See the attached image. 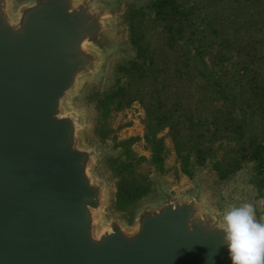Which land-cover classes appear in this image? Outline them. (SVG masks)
<instances>
[{
  "label": "water",
  "instance_id": "water-1",
  "mask_svg": "<svg viewBox=\"0 0 264 264\" xmlns=\"http://www.w3.org/2000/svg\"><path fill=\"white\" fill-rule=\"evenodd\" d=\"M0 0V264H230L222 231L190 204L145 214L127 237L90 235L98 190L59 98L86 64L80 45L97 24L68 0H38L17 25Z\"/></svg>",
  "mask_w": 264,
  "mask_h": 264
},
{
  "label": "trees",
  "instance_id": "trees-1",
  "mask_svg": "<svg viewBox=\"0 0 264 264\" xmlns=\"http://www.w3.org/2000/svg\"><path fill=\"white\" fill-rule=\"evenodd\" d=\"M134 56L97 103L98 133L111 114L139 104L142 136H111L120 156L114 206L125 210L149 190L144 164L163 170L171 142L183 174L209 163L220 180L251 163L264 197V0H151L129 12ZM143 141L149 157L132 145ZM264 217V206L255 212Z\"/></svg>",
  "mask_w": 264,
  "mask_h": 264
},
{
  "label": "rangeland",
  "instance_id": "rangeland-1",
  "mask_svg": "<svg viewBox=\"0 0 264 264\" xmlns=\"http://www.w3.org/2000/svg\"><path fill=\"white\" fill-rule=\"evenodd\" d=\"M72 10L82 9L87 21L97 24V31L85 37L80 45L87 58V64L78 71L67 90L59 98L57 114L68 118L74 126L73 148L88 155L85 174L93 188L98 190V201L90 208V235L93 240L110 233L117 227L127 237L139 230L141 218L153 214L171 203L190 204L193 219L210 227L216 224L229 206L243 203L253 205L255 212L264 206V197L252 183L251 163H246L231 177L220 180L209 163L193 165L191 174H183L168 137L164 138L168 153L163 170L144 164L148 170L149 190L134 206L117 210L114 206L117 176L113 171L112 158L120 156V149L114 147L112 135L117 139L142 136L143 111L138 103L111 114L109 125L114 130L110 137L101 138L98 128L101 123L98 100L113 88L117 67L134 56L129 42V12L144 8L151 0H68ZM38 0H5L3 10L6 19L17 25L23 12L36 5ZM137 154L149 157L143 141L132 145ZM256 218V214H255ZM257 219V218H256Z\"/></svg>",
  "mask_w": 264,
  "mask_h": 264
},
{
  "label": "clouds",
  "instance_id": "clouds-1",
  "mask_svg": "<svg viewBox=\"0 0 264 264\" xmlns=\"http://www.w3.org/2000/svg\"><path fill=\"white\" fill-rule=\"evenodd\" d=\"M210 227L222 231L230 264H264V217L255 218L252 204L227 207Z\"/></svg>",
  "mask_w": 264,
  "mask_h": 264
}]
</instances>
